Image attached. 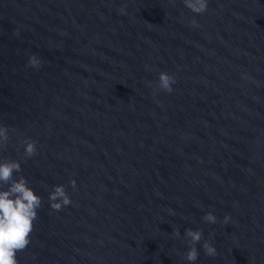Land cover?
Returning a JSON list of instances; mask_svg holds the SVG:
<instances>
[{
    "label": "water",
    "instance_id": "95a60500",
    "mask_svg": "<svg viewBox=\"0 0 264 264\" xmlns=\"http://www.w3.org/2000/svg\"><path fill=\"white\" fill-rule=\"evenodd\" d=\"M0 126L42 199L19 264H190L189 228L264 264V0H0Z\"/></svg>",
    "mask_w": 264,
    "mask_h": 264
},
{
    "label": "clouds",
    "instance_id": "9594fccd",
    "mask_svg": "<svg viewBox=\"0 0 264 264\" xmlns=\"http://www.w3.org/2000/svg\"><path fill=\"white\" fill-rule=\"evenodd\" d=\"M185 6L194 13L202 14L207 10L208 0H184ZM124 13V8L120 9ZM193 26L196 21L193 20ZM20 29L14 30V35H19ZM42 61L35 55L28 58L27 66L40 68ZM176 83L175 77L165 72H161L158 77V89L171 93L172 85ZM152 87L151 84L148 85ZM155 94V92L153 93ZM9 129L0 126V149L7 146ZM24 145V156L32 157L36 154V142L28 138L21 141ZM21 171V164L17 160L4 159L0 160V264H19L17 253L23 252L30 243V233L34 228V221L38 219L37 210L41 207L42 199L28 185L25 177L19 176L14 178V173ZM73 188L76 181H70ZM4 185L8 187L3 188ZM50 207L53 210L60 211L63 206L70 205L68 194L64 186H55L54 190L49 194ZM230 217L225 215L223 223L227 224ZM203 220L209 223H216V217L212 212H208L203 216ZM174 235L180 236L178 229H174ZM184 236L190 246L185 254V259L194 264L198 259L199 253L195 245L203 238L201 230L186 229ZM204 252L209 257L217 255L216 248L205 241L202 245Z\"/></svg>",
    "mask_w": 264,
    "mask_h": 264
}]
</instances>
